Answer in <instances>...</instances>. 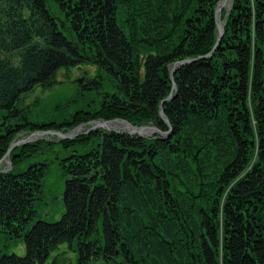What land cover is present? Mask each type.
Instances as JSON below:
<instances>
[{"label":"trees","instance_id":"1","mask_svg":"<svg viewBox=\"0 0 264 264\" xmlns=\"http://www.w3.org/2000/svg\"><path fill=\"white\" fill-rule=\"evenodd\" d=\"M219 1L0 0V159L22 131L117 118L170 130L14 148L0 171V232L26 254L0 264H63L68 251L70 264H264V0H230L222 41L180 67L172 89L169 65L216 44ZM83 63L97 75L32 121L25 100ZM170 93L171 127L159 112ZM56 145L67 151L65 210L48 221L38 204L49 161L28 162Z\"/></svg>","mask_w":264,"mask_h":264},{"label":"rangeland","instance_id":"2","mask_svg":"<svg viewBox=\"0 0 264 264\" xmlns=\"http://www.w3.org/2000/svg\"><path fill=\"white\" fill-rule=\"evenodd\" d=\"M229 6V4H227ZM97 75V68L93 64L83 63L79 66L71 67L70 69L62 68L57 75V82L48 89H42L41 87L37 88L26 100V105L30 106V111H27V115L34 122L43 121V119H47V113L50 114L53 110L52 107L55 105H61V102H68L71 98L76 94L77 88L80 87V78H84L86 76L94 77ZM110 91L108 87L105 89L100 88L101 92ZM91 93V92H90ZM81 99L82 96H79ZM34 100H38V104H33ZM45 117V118H44ZM113 125L123 123L120 121H112ZM90 124H83L78 131L83 132L88 128ZM123 126V125H122ZM119 129V128H118ZM123 126L120 130H124ZM29 131H22L18 133L15 138L22 139L28 136ZM37 138V137H36ZM40 139H52V141H60L55 135H47L39 137ZM35 139V138H33ZM76 150V149H75ZM67 154V151L62 150L58 145L52 146V149L44 154H42L39 158L32 159L29 163L35 164L37 161L42 162L44 159L49 161L50 169L49 173L44 177L43 180V198L42 201L38 204V209L40 211V215L38 219L45 218L48 221H56L61 218L65 207L61 200L62 191L64 186V180L62 177V173L59 169V162L61 159ZM7 166V163L4 162L2 167ZM68 250L67 244H63L60 246L59 252ZM1 253H16L20 256L26 254V246L23 241H16L10 237V235L0 232V254ZM55 252L53 255H55ZM75 260V255L72 252H67L63 256V264H70V262ZM94 264H105L103 260H98Z\"/></svg>","mask_w":264,"mask_h":264},{"label":"water","instance_id":"3","mask_svg":"<svg viewBox=\"0 0 264 264\" xmlns=\"http://www.w3.org/2000/svg\"><path fill=\"white\" fill-rule=\"evenodd\" d=\"M229 1L230 0H220L218 3V7L216 9V24H217V29H218V36H217L216 44L214 45L213 49L208 54L200 55L196 58H184L182 60L175 61L169 65L170 77H171V81H172V89H176V83H175L174 76H175L176 71L180 67L187 65V64L191 63L192 61L200 59V58L211 57L213 52L216 50V48L218 47V45L222 41V37L224 35V20L221 19V12H222V9H224L227 6ZM82 81H83V79L80 78L79 82L81 83ZM172 97H173V95H172V93H170L164 100H162L160 102V109H159L160 116L162 117V119L166 122V124L169 127H171L170 121L164 112L163 106H164V102L172 99ZM112 121L122 122L123 123L122 125L125 127V129L120 130V129L111 128L110 123ZM89 124H90V127L86 128L85 131L79 132V133H89L90 131L98 129V128H102L104 133L109 132V131H114V132L122 133V134L138 135L140 137H151V136H155L156 134L167 135L170 133V130H168V131L161 130L154 122L150 123V124H146V125L137 126V125L132 124L128 120L121 119V118H117L114 120H103V119L93 120V121H90ZM82 125L83 124H80V125L74 127L69 132H66V133H64L60 130L38 129V130L29 132L28 136H26L25 138H22V139L14 138V140L12 141L8 151L6 152L4 157L2 159H0V171L8 172L12 169V163L10 162V153L14 148H16L20 145H25L29 142L39 140L40 139L39 137L43 136L44 134L55 135L56 137H58L61 140L73 139L79 135L78 132H74V131L77 130L78 128H80ZM145 129H150L151 132L146 133V132H144ZM34 135H37V138H35V139L31 138ZM3 162L7 163V166L5 168H1V165Z\"/></svg>","mask_w":264,"mask_h":264},{"label":"bare ground","instance_id":"4","mask_svg":"<svg viewBox=\"0 0 264 264\" xmlns=\"http://www.w3.org/2000/svg\"><path fill=\"white\" fill-rule=\"evenodd\" d=\"M218 7V6H217ZM217 9V8H216ZM222 11H223V9H222ZM221 19H222V12H221ZM213 49V48H212ZM176 83V82H175ZM173 98V97H172ZM110 127L111 128H114V129H121L123 126L122 125H120V124H116V125H113L112 123H110ZM79 129V128H78ZM78 129L77 130H75L74 132H76V131H78ZM144 132H146V133H149V132H151V130L150 129H145L144 130ZM37 137V135H34V136H32L31 138H36Z\"/></svg>","mask_w":264,"mask_h":264},{"label":"flooded vegetation","instance_id":"5","mask_svg":"<svg viewBox=\"0 0 264 264\" xmlns=\"http://www.w3.org/2000/svg\"><path fill=\"white\" fill-rule=\"evenodd\" d=\"M98 130H102V129H98ZM98 130H97V131H98Z\"/></svg>","mask_w":264,"mask_h":264}]
</instances>
